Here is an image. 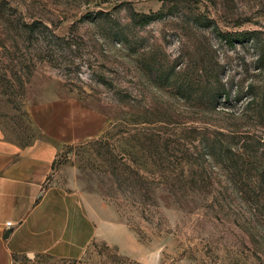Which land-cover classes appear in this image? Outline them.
Wrapping results in <instances>:
<instances>
[{
    "label": "rangeland",
    "instance_id": "374dc122",
    "mask_svg": "<svg viewBox=\"0 0 264 264\" xmlns=\"http://www.w3.org/2000/svg\"><path fill=\"white\" fill-rule=\"evenodd\" d=\"M93 113L21 264H264V0H0V131Z\"/></svg>",
    "mask_w": 264,
    "mask_h": 264
},
{
    "label": "crops",
    "instance_id": "0c3cea01",
    "mask_svg": "<svg viewBox=\"0 0 264 264\" xmlns=\"http://www.w3.org/2000/svg\"><path fill=\"white\" fill-rule=\"evenodd\" d=\"M102 124L101 117L95 113L80 116L69 123L68 138L58 125L48 128L39 125L41 137L28 143L9 140L0 131V264H21L20 256L33 246L30 238H47L38 224L42 225L51 216H57L56 210H47L48 201L63 199L56 186L45 184L52 171L54 158L65 143L97 135ZM64 215L65 222L72 223L78 219V215L67 210ZM6 222L11 225H6ZM33 227L34 232H30ZM23 229L29 230V236L20 247L14 242V237ZM6 233L7 237L4 236ZM56 237L57 234L51 236L53 239ZM45 244L41 243V246ZM74 245L75 241L70 243V247ZM53 252L56 255L65 253L58 252L57 243Z\"/></svg>",
    "mask_w": 264,
    "mask_h": 264
},
{
    "label": "trees",
    "instance_id": "16d2710c",
    "mask_svg": "<svg viewBox=\"0 0 264 264\" xmlns=\"http://www.w3.org/2000/svg\"><path fill=\"white\" fill-rule=\"evenodd\" d=\"M155 18H156V15L154 14L147 15L145 16L144 19H142L141 22L147 23ZM219 35L228 46L233 47L235 45V42L239 41L240 36L243 35V33L242 32H226V33H220ZM161 264H164V262Z\"/></svg>",
    "mask_w": 264,
    "mask_h": 264
},
{
    "label": "built area",
    "instance_id": "2783aa9c",
    "mask_svg": "<svg viewBox=\"0 0 264 264\" xmlns=\"http://www.w3.org/2000/svg\"><path fill=\"white\" fill-rule=\"evenodd\" d=\"M6 225L10 226V225H11V223H10V222H6Z\"/></svg>",
    "mask_w": 264,
    "mask_h": 264
},
{
    "label": "water",
    "instance_id": "95a60500",
    "mask_svg": "<svg viewBox=\"0 0 264 264\" xmlns=\"http://www.w3.org/2000/svg\"><path fill=\"white\" fill-rule=\"evenodd\" d=\"M7 235H8V233H6L4 236L7 237ZM28 254H30V253H28Z\"/></svg>",
    "mask_w": 264,
    "mask_h": 264
}]
</instances>
